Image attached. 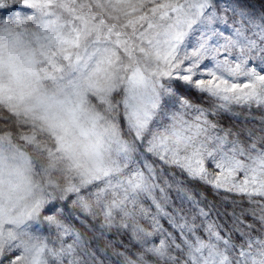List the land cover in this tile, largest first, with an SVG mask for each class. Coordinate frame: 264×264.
Listing matches in <instances>:
<instances>
[{
  "label": "snow or ice",
  "instance_id": "1",
  "mask_svg": "<svg viewBox=\"0 0 264 264\" xmlns=\"http://www.w3.org/2000/svg\"><path fill=\"white\" fill-rule=\"evenodd\" d=\"M256 2L0 0V264H264Z\"/></svg>",
  "mask_w": 264,
  "mask_h": 264
},
{
  "label": "trees",
  "instance_id": "2",
  "mask_svg": "<svg viewBox=\"0 0 264 264\" xmlns=\"http://www.w3.org/2000/svg\"><path fill=\"white\" fill-rule=\"evenodd\" d=\"M253 7L257 12L261 11V4L256 2V0H253ZM190 98L195 100L197 98V94L194 92L190 93ZM234 111L237 113H240V115L238 117H234V116H230V115H224L223 117H221L219 119V123L223 127L235 129V128L243 127L245 125V123H247L249 126L252 124L258 123L257 120H251V119L245 121V115L248 114L247 109H241L239 106H234ZM251 115L255 116V117H260L261 115H264V109L257 110L255 108V106H253V109L251 111ZM188 186L193 188L194 191L197 192V194L202 192L205 195V197L207 198V200L212 201L213 203L217 204L218 207L222 211L223 210H226V211L232 210L231 204L221 203L222 198H223V196L226 195V193L221 192L219 195H217L213 192V190L210 187L203 185V184H200V183H189ZM172 195L174 196L175 194L173 193ZM198 198H199V196H198ZM243 206L247 207V204H244ZM225 219H226L225 217H221V222H224ZM248 219L250 220L251 218L249 217ZM165 226H167V225L165 224ZM89 235H91V234L89 233ZM107 239L113 242V248H115L118 251L123 250L121 242H123V244L128 243V238L123 234H118L115 229H113L112 232L107 235ZM237 240H239V237H237ZM103 243H104L103 241H100L99 247H103ZM92 247L93 248L98 247V245L95 241L92 243ZM108 251H109V255H110L111 259L110 260L106 259L105 264H117L116 257L111 256L112 250L109 249ZM98 255H99V253H98ZM101 258L104 259V257H101Z\"/></svg>",
  "mask_w": 264,
  "mask_h": 264
}]
</instances>
